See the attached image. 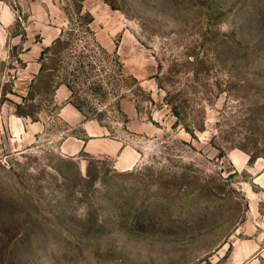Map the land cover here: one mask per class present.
I'll return each mask as SVG.
<instances>
[{"label":"rangeland","instance_id":"374dc122","mask_svg":"<svg viewBox=\"0 0 264 264\" xmlns=\"http://www.w3.org/2000/svg\"><path fill=\"white\" fill-rule=\"evenodd\" d=\"M0 264H264V0H0Z\"/></svg>","mask_w":264,"mask_h":264},{"label":"trees","instance_id":"16d2710c","mask_svg":"<svg viewBox=\"0 0 264 264\" xmlns=\"http://www.w3.org/2000/svg\"><path fill=\"white\" fill-rule=\"evenodd\" d=\"M64 43L62 42V41H60V40H58V41H56V42H54L53 44H52V46H50V47H48V48H45V49H43L42 50V52H41V54H40V59H41V66H40V68H39V71L42 73V72H44L45 71V65H44V63H43V59L46 57L44 54L45 53H47V54H49L48 55V57H50V58H52V59H54V61H55V56H56V53H55V51L53 52V50H54V48H55V46H57V45H63ZM51 51V52H50ZM53 62V61H52ZM17 114H19V115H21V116H24V115H22L20 112H18ZM249 157H250V159H252V158H255V159H257L258 158V156L257 157H252V155H249Z\"/></svg>","mask_w":264,"mask_h":264}]
</instances>
